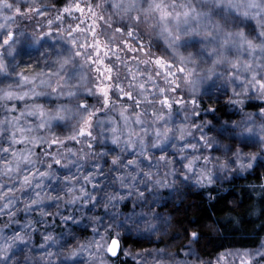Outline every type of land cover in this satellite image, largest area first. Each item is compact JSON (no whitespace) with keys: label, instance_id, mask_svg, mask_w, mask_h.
Instances as JSON below:
<instances>
[{"label":"clouds","instance_id":"clouds-1","mask_svg":"<svg viewBox=\"0 0 264 264\" xmlns=\"http://www.w3.org/2000/svg\"><path fill=\"white\" fill-rule=\"evenodd\" d=\"M0 264H264V0H0Z\"/></svg>","mask_w":264,"mask_h":264}]
</instances>
